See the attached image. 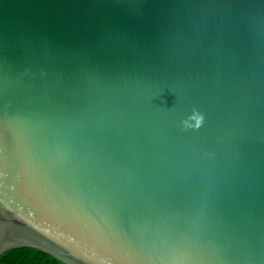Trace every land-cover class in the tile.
Returning <instances> with one entry per match:
<instances>
[{"label":"water","instance_id":"obj_1","mask_svg":"<svg viewBox=\"0 0 264 264\" xmlns=\"http://www.w3.org/2000/svg\"><path fill=\"white\" fill-rule=\"evenodd\" d=\"M20 246L264 264V0H0V258Z\"/></svg>","mask_w":264,"mask_h":264},{"label":"trees","instance_id":"obj_2","mask_svg":"<svg viewBox=\"0 0 264 264\" xmlns=\"http://www.w3.org/2000/svg\"><path fill=\"white\" fill-rule=\"evenodd\" d=\"M0 261L4 264H68L58 257L32 246H20L4 253Z\"/></svg>","mask_w":264,"mask_h":264}]
</instances>
